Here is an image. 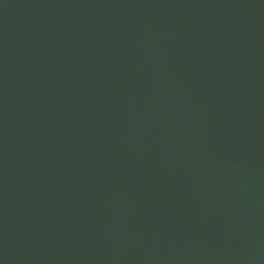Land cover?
<instances>
[{
	"label": "water",
	"instance_id": "water-1",
	"mask_svg": "<svg viewBox=\"0 0 264 264\" xmlns=\"http://www.w3.org/2000/svg\"><path fill=\"white\" fill-rule=\"evenodd\" d=\"M0 264H264V0H0Z\"/></svg>",
	"mask_w": 264,
	"mask_h": 264
}]
</instances>
